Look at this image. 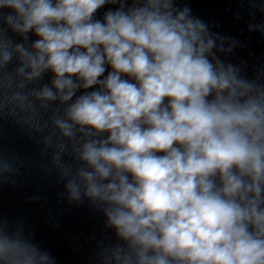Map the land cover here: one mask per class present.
Wrapping results in <instances>:
<instances>
[{
  "label": "clouds",
  "instance_id": "obj_1",
  "mask_svg": "<svg viewBox=\"0 0 264 264\" xmlns=\"http://www.w3.org/2000/svg\"><path fill=\"white\" fill-rule=\"evenodd\" d=\"M180 3L0 0V114L50 126L70 200L114 231L103 264H264V83ZM0 264L54 261L0 230Z\"/></svg>",
  "mask_w": 264,
  "mask_h": 264
}]
</instances>
